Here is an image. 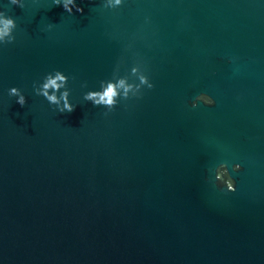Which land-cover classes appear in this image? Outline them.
I'll return each mask as SVG.
<instances>
[{
	"label": "water",
	"instance_id": "obj_1",
	"mask_svg": "<svg viewBox=\"0 0 264 264\" xmlns=\"http://www.w3.org/2000/svg\"><path fill=\"white\" fill-rule=\"evenodd\" d=\"M58 2L0 0V264H264V0Z\"/></svg>",
	"mask_w": 264,
	"mask_h": 264
},
{
	"label": "clouds",
	"instance_id": "obj_2",
	"mask_svg": "<svg viewBox=\"0 0 264 264\" xmlns=\"http://www.w3.org/2000/svg\"><path fill=\"white\" fill-rule=\"evenodd\" d=\"M16 0H11V3H15ZM117 3H119V0H116ZM54 3L56 5H61L59 4L58 0H54ZM64 10L65 11H71L70 9L67 8L66 5H62ZM78 12H82L83 9L80 8L78 6L77 8ZM11 26H14V21L13 19L11 18H7L5 21H4V28L3 29H0V36L2 35H5L8 33L9 29ZM64 77H62L59 72L57 73L56 77L55 78H49L47 80V82L43 85V88L44 89H48L49 87H52V88H58L59 86L57 85V81L60 80V81H63ZM9 94L10 95H16L17 94V89L15 87H12L10 90H9ZM44 95L47 96V93L44 92L43 93ZM99 96V100H96L95 97L96 96ZM116 95V92L114 90V87L109 84V86L106 88V90L103 92V94H98V93H89L85 98L86 99H92L93 100V103H105V104H108V105H112L114 103V100H113V97ZM47 99L50 101V102H56V97L54 95L52 96H47ZM18 104H20L21 106H23L25 104V98L24 96H19L17 101H16ZM67 111V112H71L74 110V106L71 105V104H68L67 102H65V105H64V109H61V111Z\"/></svg>",
	"mask_w": 264,
	"mask_h": 264
}]
</instances>
